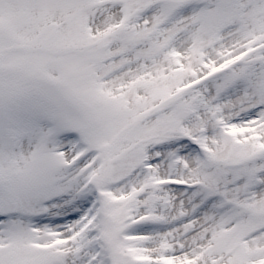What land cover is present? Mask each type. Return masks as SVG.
<instances>
[{"label":"snow or ice","instance_id":"obj_1","mask_svg":"<svg viewBox=\"0 0 264 264\" xmlns=\"http://www.w3.org/2000/svg\"><path fill=\"white\" fill-rule=\"evenodd\" d=\"M0 264H264V0H0Z\"/></svg>","mask_w":264,"mask_h":264}]
</instances>
